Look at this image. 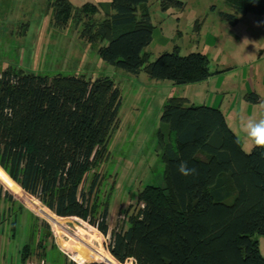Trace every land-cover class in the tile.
<instances>
[{"label": "trees", "instance_id": "trees-1", "mask_svg": "<svg viewBox=\"0 0 264 264\" xmlns=\"http://www.w3.org/2000/svg\"><path fill=\"white\" fill-rule=\"evenodd\" d=\"M150 1L76 7L57 0L55 19L60 25L71 18L82 21V34L99 44L100 58L134 75L145 71L151 78L185 85L223 72L211 70L205 53L182 55L177 46L151 60L145 50L155 27L145 6ZM224 1L235 13L221 15L234 25L239 14H264V0ZM174 3L184 6L180 0ZM101 11L105 16L98 20ZM247 99L258 103L260 96L251 92ZM121 104V89L109 76L50 77L12 66L0 69V181L19 185L21 197L24 191L37 197L55 228L64 227L61 217H78L110 235L106 247L117 262L94 245L97 238L79 230L74 253L79 249L84 262L104 261L86 264H264L256 237L264 236V149L245 151L220 107L189 103L182 96L170 97L161 115L173 137L162 154L163 183L146 185L138 194L139 208L126 212L122 226L110 229L111 195L102 199L104 175L94 170L109 157ZM181 161L196 174L182 176L177 171ZM37 224H31L29 237L39 246L45 239L35 236L36 228L51 227L46 221ZM30 244L22 248L23 263L31 255Z\"/></svg>", "mask_w": 264, "mask_h": 264}, {"label": "rangeland", "instance_id": "rangeland-1", "mask_svg": "<svg viewBox=\"0 0 264 264\" xmlns=\"http://www.w3.org/2000/svg\"><path fill=\"white\" fill-rule=\"evenodd\" d=\"M56 1L0 0V69L12 66L50 77L58 74L90 79L109 76L121 89L120 121L109 143V157L94 170L104 175L102 199L111 195V230L124 224L126 212L133 213L139 208L138 194L146 185L163 183L165 163L162 154L164 145L173 137L161 115L170 97L182 96L189 98V103L211 105L218 94L214 105L218 107L223 102L222 106L228 112L233 104L235 112L229 114V123L242 139L244 150H252L254 145L244 125L249 120L264 119V14H239V21L234 25L221 15L222 12L235 13L224 0H180L184 2L183 7L176 5L174 0H152L145 5L155 26L153 40L145 49L151 54V60L166 51H173L176 46L182 55L205 53L210 58L212 71L223 70L216 74L218 77L213 83L227 89L217 93L211 89L195 90L197 83L177 85L171 80L154 79L145 71L134 75L105 62L99 56V44L89 42L82 34V21L71 18L65 25L56 22ZM70 1L81 7L85 3L111 0ZM165 3L166 10L162 8ZM104 16L103 11L95 15L98 20ZM254 90L261 101L249 111L248 105L256 104L247 99ZM3 171L7 173L4 168ZM0 184L3 187L0 196V264L103 261L102 258L84 263L76 261L75 235L79 230L97 238L94 245L113 258L106 247L110 235L102 234L78 217H61L64 227L55 228L44 218V204L37 197L26 191L21 197L20 186L9 183L7 178ZM4 192L11 194L13 201L8 200ZM37 221L39 224L46 221L51 227L40 224L36 228L35 236L45 239L39 246L29 237L34 228L31 224ZM256 237L264 256V236ZM27 242L33 249L23 263L21 252ZM54 247L57 252H53ZM54 253H59V259H53ZM123 264H133V260Z\"/></svg>", "mask_w": 264, "mask_h": 264}, {"label": "clouds", "instance_id": "clouds-1", "mask_svg": "<svg viewBox=\"0 0 264 264\" xmlns=\"http://www.w3.org/2000/svg\"><path fill=\"white\" fill-rule=\"evenodd\" d=\"M244 129L248 138L253 142L255 147L264 149V119L259 121L249 120L245 123ZM177 171L182 176H192L197 170L194 167H189L187 161H181L177 166Z\"/></svg>", "mask_w": 264, "mask_h": 264}, {"label": "crops", "instance_id": "crops-1", "mask_svg": "<svg viewBox=\"0 0 264 264\" xmlns=\"http://www.w3.org/2000/svg\"><path fill=\"white\" fill-rule=\"evenodd\" d=\"M219 75V74H218ZM216 76L217 75H214V76H212V77H210L208 80H206V81H203V82H200V83H197L196 84V86H198L195 90H198V89H201V88H203V89H211V90H216L217 91V93H219V92H225L226 91V89H221L220 87H219V85H217L216 83H213V81L216 79ZM218 77V76H217ZM195 86V85H194ZM254 92H256L257 94H258V92L257 91H255L254 90ZM217 97H218V94L214 97V103H215V101H216V99H217ZM189 99V98H188ZM209 99H211V95L209 96ZM259 101H261V97H260V100ZM214 103L213 104H211V105H214ZM223 103V102H222ZM222 103H220V106H218V107H220L221 109H222V111L224 112V114H225V116H226V119H227V122H228V124L231 126V128H232V125L229 123V114L231 113V112H235L234 110H233V104H231L230 106H229V110H228V112H226V108H223V104ZM247 104H249V103H247ZM258 104L256 103V104H252V107L250 106V104L248 105V110L249 111H253L254 110V108L257 106ZM215 106V105H214ZM232 115V114H231ZM241 141H242V139H241ZM75 254H77V251H76V253Z\"/></svg>", "mask_w": 264, "mask_h": 264}, {"label": "bare ground", "instance_id": "bare-ground-1", "mask_svg": "<svg viewBox=\"0 0 264 264\" xmlns=\"http://www.w3.org/2000/svg\"><path fill=\"white\" fill-rule=\"evenodd\" d=\"M76 261H78L79 263H84V260L79 253V249H78L77 254H76Z\"/></svg>", "mask_w": 264, "mask_h": 264}]
</instances>
